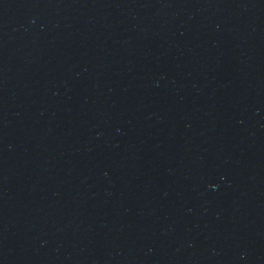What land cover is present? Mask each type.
<instances>
[{"label":"water","instance_id":"water-1","mask_svg":"<svg viewBox=\"0 0 264 264\" xmlns=\"http://www.w3.org/2000/svg\"><path fill=\"white\" fill-rule=\"evenodd\" d=\"M0 264H264V0H0Z\"/></svg>","mask_w":264,"mask_h":264}]
</instances>
